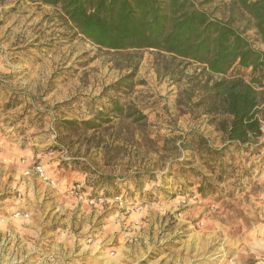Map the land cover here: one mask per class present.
<instances>
[{
	"label": "rangeland",
	"instance_id": "obj_1",
	"mask_svg": "<svg viewBox=\"0 0 264 264\" xmlns=\"http://www.w3.org/2000/svg\"><path fill=\"white\" fill-rule=\"evenodd\" d=\"M194 2L214 17L233 18L264 54L230 1ZM128 75L131 89L111 87ZM255 76L264 135V71ZM206 77L166 54L100 50L51 6L0 0V163L40 164L64 194L109 178L106 198L121 197L133 211L129 221H142L138 241L123 239L120 207L103 206L100 239L109 252L117 241L106 237L119 234L112 256L118 264H264V139L242 152L228 148L222 168H206L200 139L225 145L220 117L198 101ZM15 101L21 106L10 107ZM114 103L132 116L112 112ZM94 119V129L80 125ZM56 166L74 180L59 179Z\"/></svg>",
	"mask_w": 264,
	"mask_h": 264
},
{
	"label": "trees",
	"instance_id": "obj_2",
	"mask_svg": "<svg viewBox=\"0 0 264 264\" xmlns=\"http://www.w3.org/2000/svg\"><path fill=\"white\" fill-rule=\"evenodd\" d=\"M26 1L56 8L67 26L100 50L113 53L149 50L199 66L207 77L203 84L205 92L198 101L206 114L220 117L216 125L225 143L215 149L200 139V149L205 152L202 161L208 170L216 165L222 168V153L228 148L238 152L251 149L263 136L259 118L261 82L255 75L264 71V54L252 47L245 32L234 26L233 18L214 17L194 0ZM228 1L239 15L247 18L264 44V0ZM129 76L111 87L122 90L126 85L131 89ZM20 104L15 101L10 107ZM110 110L132 116L119 103L112 104ZM96 120L80 125L94 129L98 127ZM98 180L96 185H85L89 191L83 188V194L91 197L92 192L98 191L99 196L110 197L105 186L109 178Z\"/></svg>",
	"mask_w": 264,
	"mask_h": 264
},
{
	"label": "crops",
	"instance_id": "obj_3",
	"mask_svg": "<svg viewBox=\"0 0 264 264\" xmlns=\"http://www.w3.org/2000/svg\"><path fill=\"white\" fill-rule=\"evenodd\" d=\"M19 151L28 154V150ZM31 167L0 163V264H118L110 251L119 246V234L106 237L110 243L114 238L117 241L109 252L100 239L102 227L96 220L102 217L103 208L90 209L66 198L62 189L43 183L33 172L26 175ZM55 173L64 182L74 180L65 168L56 166ZM16 192L22 199L16 198ZM17 209L29 212L30 218L13 219L11 213ZM87 233L95 243L82 242Z\"/></svg>",
	"mask_w": 264,
	"mask_h": 264
},
{
	"label": "built area",
	"instance_id": "obj_4",
	"mask_svg": "<svg viewBox=\"0 0 264 264\" xmlns=\"http://www.w3.org/2000/svg\"><path fill=\"white\" fill-rule=\"evenodd\" d=\"M22 163H24V161H22ZM30 171L33 172L36 178H38L43 183L48 184L52 187L54 186V182L48 177L44 168L40 164L32 165V167L28 169V171H25V174L28 175ZM65 195L66 198L74 199L76 203L86 204L90 209L103 208L105 204L109 202H115L120 207V212H117L116 215L118 216L120 214V220L122 221L124 226L123 229L125 230V232L123 233V239L125 238L133 242L138 241L142 228V221L140 219L129 221V217L131 216V213H133V211L126 207L128 205L126 204V202L122 201L121 197H115L113 199H108L99 195H92L90 197L83 193H80L79 186L73 187L72 190H69ZM16 198L22 199V194L20 192H16ZM180 203L182 205H185V200H182ZM11 217L16 220H28L30 218V213L22 211L21 209H17L11 213ZM67 230V227L64 228V232H67ZM82 242L86 243V245H91L96 242V239H94L92 234L89 233L88 236L82 237ZM110 254L113 256L115 252L110 251Z\"/></svg>",
	"mask_w": 264,
	"mask_h": 264
}]
</instances>
